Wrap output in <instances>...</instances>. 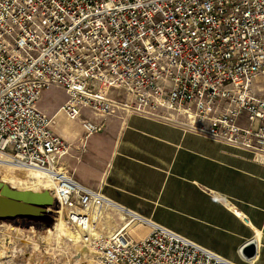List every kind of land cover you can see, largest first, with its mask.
I'll use <instances>...</instances> for the list:
<instances>
[{"label": "built area", "instance_id": "built-area-1", "mask_svg": "<svg viewBox=\"0 0 264 264\" xmlns=\"http://www.w3.org/2000/svg\"><path fill=\"white\" fill-rule=\"evenodd\" d=\"M53 86L66 93L68 119L84 109L101 118L80 121L82 144L120 112L264 163V0H0L1 163L48 182L94 264H234L133 214L127 224L149 228L139 241L94 231L111 204L64 168L72 146L35 108Z\"/></svg>", "mask_w": 264, "mask_h": 264}, {"label": "crops", "instance_id": "crops-1", "mask_svg": "<svg viewBox=\"0 0 264 264\" xmlns=\"http://www.w3.org/2000/svg\"><path fill=\"white\" fill-rule=\"evenodd\" d=\"M59 108L54 115L62 113ZM95 118L81 112L79 119H68L76 129H61L62 137L51 124L72 146L65 170L111 204L93 219L94 231L107 237L123 232L139 241L149 228L127 224L133 214L231 263L264 264V163L181 127L120 112L104 118L103 130L82 144L80 121H101ZM137 228L143 235L135 239L130 234ZM250 241L256 252L246 260L240 251Z\"/></svg>", "mask_w": 264, "mask_h": 264}, {"label": "rangeland", "instance_id": "rangeland-1", "mask_svg": "<svg viewBox=\"0 0 264 264\" xmlns=\"http://www.w3.org/2000/svg\"><path fill=\"white\" fill-rule=\"evenodd\" d=\"M257 94H262L263 81L257 80L255 84ZM67 96L60 87H49L42 91L40 99L35 108L52 116L59 106L66 100ZM50 114V115H49ZM82 115L86 119L96 120L89 110L84 109ZM53 130L62 137L60 130L73 132L76 126L72 121L66 119L63 113L54 115ZM76 143H78L76 141ZM23 173H20L22 176ZM1 182V181H0ZM3 183V182H2ZM24 187H20V191ZM42 192V190H38ZM44 211L40 215L41 220L37 223L40 226H48L46 229H39L31 226L29 228L0 224V264H94L92 252L87 246H83L74 236L72 231L61 225L60 232L62 239H57L54 232L57 227L59 211L51 204H45ZM44 205V206H45ZM61 217V216H60ZM56 225V226H55ZM14 228V229H13ZM57 232H59L57 230ZM72 232V234H71ZM142 228L133 229L131 236L140 238L143 234ZM53 235V236H52Z\"/></svg>", "mask_w": 264, "mask_h": 264}, {"label": "water", "instance_id": "water-1", "mask_svg": "<svg viewBox=\"0 0 264 264\" xmlns=\"http://www.w3.org/2000/svg\"><path fill=\"white\" fill-rule=\"evenodd\" d=\"M45 204H51L59 210L58 202L47 190L20 191L0 182V224L46 229L50 225L43 227L37 223L41 220L40 215L44 211L42 208L46 207ZM240 252L244 259H252L256 252L255 242H248Z\"/></svg>", "mask_w": 264, "mask_h": 264}, {"label": "bare ground", "instance_id": "bare-ground-1", "mask_svg": "<svg viewBox=\"0 0 264 264\" xmlns=\"http://www.w3.org/2000/svg\"><path fill=\"white\" fill-rule=\"evenodd\" d=\"M52 120H51V124H53ZM1 162L2 161H0V181L1 182L5 183L8 186H10L12 188H15L17 190H21L20 187H24L23 190H29V191H33V192H38L39 189L42 190V191L43 190H47L49 184H48L47 181L43 180V177L39 173L31 172V171L28 172L27 171V172H23V174L21 176L20 173L18 171L14 170V168L11 165H7L6 163H1ZM56 213L58 214L59 211L56 212ZM56 222H58V223H57V227L55 228V231L54 232H49V233H52V234H56L57 233V235H56V237H58L57 239L61 240L62 239V235H59V234H61V232H60L61 225L64 228H68V227L66 226L65 221L63 220V218L60 217V216L57 218ZM126 228L127 227H125L124 230ZM57 230L59 232H57ZM71 234H72V232H71ZM75 238L78 239V237H75ZM82 245L84 246L85 244H82Z\"/></svg>", "mask_w": 264, "mask_h": 264}]
</instances>
